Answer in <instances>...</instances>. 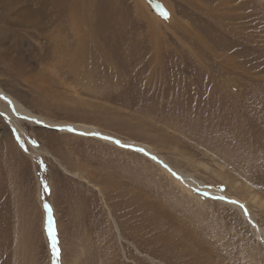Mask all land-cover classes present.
<instances>
[{
  "label": "rangeland",
  "instance_id": "rangeland-1",
  "mask_svg": "<svg viewBox=\"0 0 264 264\" xmlns=\"http://www.w3.org/2000/svg\"><path fill=\"white\" fill-rule=\"evenodd\" d=\"M22 1L0 0L4 92L47 120L150 145L253 222L138 149L0 103V264H264V0ZM26 8L62 42L23 25Z\"/></svg>",
  "mask_w": 264,
  "mask_h": 264
},
{
  "label": "bare ground",
  "instance_id": "bare-ground-1",
  "mask_svg": "<svg viewBox=\"0 0 264 264\" xmlns=\"http://www.w3.org/2000/svg\"><path fill=\"white\" fill-rule=\"evenodd\" d=\"M9 1H11L13 4L11 6V8L17 6L18 2H20V1L23 2L22 0H9ZM29 10H31V9H29ZM29 10L26 8V9L21 10V12H20V20L19 21L23 25L27 26L28 28H36V29L39 27L49 29V27H51V29L48 30V35L46 34V37L48 38V36H49L51 40L55 39L56 33H57L60 42H62V40H61L62 39V35H61L62 32L60 29L55 28L57 26L53 27V21L43 22L39 19L38 16L33 15L32 12ZM142 11H143V9H142ZM69 16L71 19V15H69ZM71 25L73 27L76 26V24H73V23ZM13 32H16V31H13ZM13 42H14V44H13L14 48L18 47V45L20 44V39H19V36L17 34H13ZM52 48H53V50H52L53 55H55L61 51L60 46L57 48H54L52 46ZM77 54H74L72 52V54L66 53L63 56V60L65 58L66 61L69 62L68 65L70 64L69 65L70 69L72 68V64H75V67L77 69H79L81 64H82L81 61L77 60ZM59 57H61V55ZM80 79H83V78L81 77ZM0 103H2V104L4 103L9 108V110L7 111L6 114L12 115L13 118H16V119L21 118V119H24V120H27L30 122H34L37 125H43L46 127H51V128L56 127L58 129H60V131L61 130L64 132L66 131V132H69V133L75 134V135L92 136V137H95L97 139L107 141L108 143L111 142V143L118 145L120 147H123L125 149L132 148L133 151H134V149H138L142 153H144L145 155L149 156L151 159L155 160L159 166L162 165L161 166L162 168L161 167L160 168L163 169V171H165L167 173H169V172L173 173L174 175L172 174V176L174 177V179L178 183L180 182V184L183 187H186L187 189L189 188L190 190L193 189L194 192L196 191V193H199V195L207 192L208 196H206V197H210V198H213L216 196L220 197V199L226 200L225 202L233 204L235 207L239 208L241 210L242 214L244 215V217H246L248 221L253 222L252 216L249 213L248 208L245 207L244 201L236 198L235 196L225 195L223 192L216 190L217 188H215V187L213 188L211 186H205V185H203V183L196 181L194 178H189L183 172L173 169L168 164L167 161H164L162 159V157L160 155H156V154L152 153L153 152L152 147L148 144H145L142 142H136L134 140H127V141L121 140L117 137L109 135L108 133H105V132L98 130L96 127H92L90 125L87 126V124L83 125V124H71V123H58L59 121L54 122V121L47 120V119H45L39 115H35L34 113L29 111L28 109L24 108L18 101H16L15 98L8 95L1 88H0ZM18 129H19V132L24 137L27 138V136L25 135V132H23V130L21 128H18ZM27 140H28V138H27ZM28 143L31 145V142L29 140H28ZM255 226H256L255 228H256V232H257L259 238L262 239V241L264 242V233L261 232L262 230L257 225H255Z\"/></svg>",
  "mask_w": 264,
  "mask_h": 264
}]
</instances>
